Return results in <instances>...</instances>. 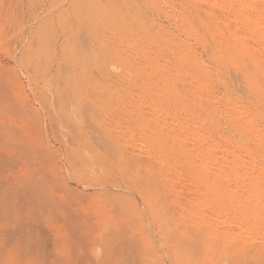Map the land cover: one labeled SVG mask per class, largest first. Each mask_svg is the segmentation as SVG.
<instances>
[{"label": "rangeland", "instance_id": "obj_1", "mask_svg": "<svg viewBox=\"0 0 264 264\" xmlns=\"http://www.w3.org/2000/svg\"><path fill=\"white\" fill-rule=\"evenodd\" d=\"M0 104V185L78 191L93 264H264V0H0Z\"/></svg>", "mask_w": 264, "mask_h": 264}, {"label": "bare ground", "instance_id": "obj_2", "mask_svg": "<svg viewBox=\"0 0 264 264\" xmlns=\"http://www.w3.org/2000/svg\"><path fill=\"white\" fill-rule=\"evenodd\" d=\"M1 106L2 104H0V107ZM2 123L3 122H0V128H1L0 132L1 130L5 131V128L4 129L2 128L1 125ZM7 131L8 130H6L5 132L7 133ZM6 133L5 135H3L4 134L3 132L2 137L8 135V133L7 134ZM10 138L8 139L7 136V139L6 138L4 139L6 140L5 143L4 141H1L3 139H0V175L3 174V172L5 171L11 174L12 173L11 171L13 170L14 166H16V164H18L17 162H19L18 151L14 146L15 144H13V141L10 140ZM8 141L11 142L8 143ZM225 172H227V170ZM214 173L218 174L216 172ZM224 187L222 188L224 189ZM56 188H58L60 191L64 193L66 192L67 194L71 195L77 207L80 205L81 198L78 197L79 195L78 191H76L73 188H70L69 185H67V182L12 185V186L0 185V264H44L43 263L44 261H50L52 264H93L92 262H90V258L93 255L92 253L93 250H95L96 247L98 246L96 243L98 239L97 237L98 228L95 225L97 224V222L95 221L94 222L95 224H89V225L85 224L84 222L85 219L81 217L79 210L67 209L66 204H64L63 201L57 197L56 192L57 193L60 192L56 191ZM219 192H221L220 189ZM251 193L252 192H250V194ZM253 193L251 195H254ZM221 195L223 196V193H221ZM256 195L254 196L256 197ZM224 197L226 199V195H224ZM259 200L260 199H258V201ZM255 202H257V200ZM61 214H65L62 217L65 221L66 228L65 229L55 228L54 225L55 230L57 229V232L55 231L56 233H54V236L47 233L48 229L45 226L48 225H43V227H41L42 226L41 224L40 226L41 221H46L47 224L48 222H51L52 225L53 223L52 220H54V222L56 223L57 219ZM248 214H250V212ZM250 216L252 217L254 215H250ZM45 228L47 230H45ZM94 246L96 247L93 249ZM71 247H72V251H71ZM242 250L239 248H234V249L226 250V254L227 253L228 255L232 254L233 256L231 257L235 261L240 262L239 259L246 261L245 258L246 254ZM259 253L261 255V252ZM256 258L257 256L255 257L254 260L257 262L256 264L260 263L261 260H259V258L257 259ZM260 258H262L263 261L264 253L263 256L261 255ZM260 264H263V262Z\"/></svg>", "mask_w": 264, "mask_h": 264}]
</instances>
